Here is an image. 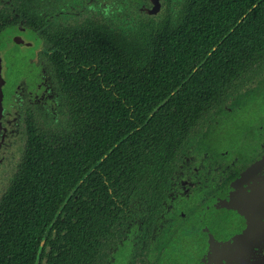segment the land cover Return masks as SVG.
<instances>
[{"label": "flooded vegetation", "instance_id": "1", "mask_svg": "<svg viewBox=\"0 0 264 264\" xmlns=\"http://www.w3.org/2000/svg\"><path fill=\"white\" fill-rule=\"evenodd\" d=\"M165 1L161 0L157 13L150 14L153 5L148 0H0V223L8 226L33 162L37 166L49 162L66 179L69 206L78 210L76 202L84 199L87 229L93 225L92 196L99 195L103 206L96 247L99 264H112L125 243L130 245L127 264H157L177 237L189 245L192 264H264V124L247 125L245 136L237 142L221 144L218 138L210 149H197L209 130L219 129L223 114L255 102L261 103L258 109L262 110L263 100L251 101L249 92L264 83V53L245 62L217 88L187 134L176 136V147L162 162L150 160L141 166L137 161L129 178L91 166L90 95L67 89L58 70L65 37L80 28L89 31L91 24L112 35L107 22L117 23L131 12L157 16ZM187 1L177 0L173 14L161 21L179 22ZM118 3L121 10L114 9ZM93 12H98L96 17ZM12 46L26 48L15 62L33 73L11 82L5 67L13 65L5 56ZM170 131L166 128L164 137ZM103 154L106 159L107 153ZM40 168L37 172L42 175ZM76 180L85 186L82 193L76 191ZM230 186L233 189L223 196L221 192ZM54 188L53 184L52 193ZM66 212L46 223L51 233L40 239L46 249L45 242L57 237L59 221L70 224ZM210 244L213 247L208 249ZM37 254L42 255L41 249ZM39 260L44 261V256Z\"/></svg>", "mask_w": 264, "mask_h": 264}, {"label": "trees", "instance_id": "2", "mask_svg": "<svg viewBox=\"0 0 264 264\" xmlns=\"http://www.w3.org/2000/svg\"><path fill=\"white\" fill-rule=\"evenodd\" d=\"M183 13L176 24L149 23L141 42L118 40L92 24L89 31L80 28L65 37L58 70L67 89L90 95L91 166L127 178L137 161L141 166L162 162L217 88L264 53V0H188ZM166 128L171 130L168 137L163 135ZM53 166L33 162L26 174V189L10 212L8 226L0 223V264H99V195L92 196L93 228L87 229L84 199L76 202L78 210L69 206L66 179ZM39 167L44 174L37 172ZM95 180L99 184L98 172ZM77 185L82 193L83 182ZM61 204L64 209L57 212ZM64 212L70 224L59 221L57 237L45 242L46 249L40 245L45 233H51L46 223Z\"/></svg>", "mask_w": 264, "mask_h": 264}, {"label": "rangeland", "instance_id": "3", "mask_svg": "<svg viewBox=\"0 0 264 264\" xmlns=\"http://www.w3.org/2000/svg\"><path fill=\"white\" fill-rule=\"evenodd\" d=\"M176 3H178L177 0H166L163 10L157 16H140L136 12L132 13L131 9H129L128 11L131 12L129 16L120 17L117 23L114 24L107 22L108 30L118 40H124L129 43L131 40L136 39L138 42H141L142 38L148 36L150 31L149 23L152 22V24L158 25L161 19H166L167 14H173V6ZM115 6V10H121L122 6L119 3ZM110 8L111 6L108 4L105 9L109 10ZM97 13L93 12V17H96ZM25 52L26 48L12 46L6 53L5 59L8 63L11 61L13 67H5V76L11 82L17 78H22V76H28L33 73L29 68L20 67L15 62V58ZM249 93L251 94V101H258L257 98L263 100L261 101L263 104L262 110L259 111L258 109L261 103L255 102L243 104L236 112L229 115L223 114L220 117L219 129L209 130L204 136L203 143L197 147L198 150L201 148L210 149L218 138L221 144L237 142L245 136V128L247 125H254L257 122L264 124V83H260L258 86L252 88ZM235 129H238L239 132L235 133ZM176 239V242L171 244L166 251L167 254L157 261V264H192V261L189 259V245L183 238L179 239L177 237ZM129 253L130 245L128 243L122 244L119 250L115 252V260L112 264H127Z\"/></svg>", "mask_w": 264, "mask_h": 264}, {"label": "water", "instance_id": "4", "mask_svg": "<svg viewBox=\"0 0 264 264\" xmlns=\"http://www.w3.org/2000/svg\"><path fill=\"white\" fill-rule=\"evenodd\" d=\"M148 1L153 5L152 9L149 10V13H150V14H155V13H157V12L159 11V9H160V6H161V0H148ZM1 80H2V78H1V75H0V81H1ZM0 98H1V89H0ZM232 189H233V186L226 187V188L224 189V191H222L221 193H223V196H225V195H226V192H227L228 190H232ZM212 206H213V204H212V202H211V203L208 204L207 209H208V210L211 209ZM212 247H213V245L210 244V245L208 246V249H209V248H212Z\"/></svg>", "mask_w": 264, "mask_h": 264}]
</instances>
